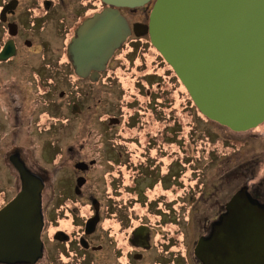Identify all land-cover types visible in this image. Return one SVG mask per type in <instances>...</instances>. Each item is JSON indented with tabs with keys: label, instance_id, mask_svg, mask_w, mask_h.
Listing matches in <instances>:
<instances>
[{
	"label": "rangeland",
	"instance_id": "374dc122",
	"mask_svg": "<svg viewBox=\"0 0 264 264\" xmlns=\"http://www.w3.org/2000/svg\"><path fill=\"white\" fill-rule=\"evenodd\" d=\"M51 17L45 30H39L40 38L49 39L51 63L61 66L57 55L64 40L65 28L60 20L63 16ZM24 56L13 64L0 66V103L7 96L3 88L19 86L27 118L37 93L30 82L29 66L22 64ZM36 57L40 60L38 53ZM111 69L97 84L85 82L76 87L64 69L55 77L58 79L54 78L49 115L66 117L54 120L49 128V154L48 135L35 120L18 137L19 142L31 146L39 161H49V166L56 164L51 161L54 152H62L55 179L63 195L73 194L77 160H97L89 172L86 192L95 194L105 204L106 219L97 236L100 242L105 236L104 248L86 254L74 249L75 242L57 244L53 246L54 262L125 264L126 236L131 228L148 223L153 228L154 247L146 252L143 261L135 264H201L194 247L207 232L215 201L225 199L241 182L234 178L225 183L223 175L241 160L262 153L264 136L250 140L243 147V157L224 158L227 127L194 109L181 81L173 77L172 67L148 38L138 43L133 40L127 49L118 52ZM61 90L65 91L63 97L59 96ZM80 97L83 113L73 116L68 110L69 102ZM45 110L41 106L40 111ZM5 114L6 110L0 111L1 116ZM110 117L118 118L119 123H112ZM1 122L0 204L17 187L3 160V151L9 147L1 141L11 134L10 127L4 117ZM76 199L81 202L69 203L71 207L81 205L82 211L91 213L88 201ZM68 207L57 210L61 217L57 224L74 229L72 217L62 215Z\"/></svg>",
	"mask_w": 264,
	"mask_h": 264
},
{
	"label": "water",
	"instance_id": "95a60500",
	"mask_svg": "<svg viewBox=\"0 0 264 264\" xmlns=\"http://www.w3.org/2000/svg\"><path fill=\"white\" fill-rule=\"evenodd\" d=\"M105 1L117 9L86 19L69 46L82 76L105 68L131 34L118 8L152 0ZM134 29L149 34L204 116L236 131L264 121V0H155L148 23ZM14 163L22 188L0 209V262L34 263L43 254V182ZM229 211L198 238L195 256L201 264H264V206L238 192Z\"/></svg>",
	"mask_w": 264,
	"mask_h": 264
},
{
	"label": "flooded vegetation",
	"instance_id": "af4514ba",
	"mask_svg": "<svg viewBox=\"0 0 264 264\" xmlns=\"http://www.w3.org/2000/svg\"><path fill=\"white\" fill-rule=\"evenodd\" d=\"M154 2L155 0H152L149 4L140 7L132 8L123 6L118 8L122 15L128 20L131 27V34L108 60L105 68H91L88 70L89 74L82 76L77 72L74 60L69 52L70 43L76 35L77 29L86 19L93 17L106 8L117 9L114 4L108 3L105 0H0V66L13 64L25 55L22 64L29 66L31 75L30 82L35 87L37 93V96H34L33 93L31 94L34 96L33 100L35 104L34 107L29 110V116L26 118V102L21 98L20 87L12 84L3 88L7 96H5L2 103H0V111L6 110V114L3 116L0 115V132L3 131L1 118L4 117L8 120L10 127L9 131L11 133L1 141L3 145L9 147L8 150L3 151V160L8 163L12 183L17 187L11 197L7 200H3L0 204V209L10 202L22 188L21 172L14 162L22 164L25 169L35 176H38L43 182V227L41 232L43 255L34 263L0 262V264H55L53 246L57 244L65 245L75 242L76 246L74 249L83 251L86 254L103 250L105 236L103 235L101 237L103 240L102 242L99 241L97 236L101 235L99 233L101 230L99 229L104 219H106L105 204L101 198L95 194L86 192L89 172L95 164H97V160H77L74 171L75 177L72 185L73 194L63 195L59 193L55 179V176L58 174L56 167L61 161L60 157L62 152L60 150L54 152L51 161H55L56 164H54L55 166H49V161L48 163L39 161L31 146L29 147L27 144L19 142L18 137L21 136L23 128L28 126V123L32 125L35 120L37 123L41 124V127L48 135L47 153L49 154V128H51L56 121H60L66 117L63 115H49V105H51V102H49V95L53 91L52 85L54 78L60 74L61 69H64L65 76L68 75L70 82L75 84L76 87L85 82L90 84L99 83L104 78V75L113 70L111 69L112 61L116 58L118 52L127 49L133 40L138 43L140 39L148 38L151 42L149 34H137L134 29V24L137 22L142 24L148 23L150 11ZM59 14L63 16L60 20L65 31L63 33L64 40L57 55L59 61H62V63H60L61 66H55L51 63L52 55L51 52H49V39L40 38L42 36L39 30H45V23H49V20L52 21L51 15ZM138 29H141V25L138 26ZM37 53L40 60L36 59ZM173 77L177 80L179 79L176 73ZM56 79L58 78H55V80ZM179 81L181 80L179 79ZM185 90L187 91L186 88ZM187 93L190 101L193 103L192 106H194V109H198L188 91ZM64 94V90L59 92L60 97H63ZM83 95L85 94L83 93ZM81 100L82 97L70 100V107L68 110L71 115L76 116L83 113ZM41 106L45 107L46 110L44 112L40 111ZM31 114L32 117H30ZM39 115H41L39 117L40 119L38 118ZM42 116L45 117V121H41ZM224 126L227 127L228 133H226L224 140L223 154L224 158L227 157L228 159L230 158V160L234 156L243 157V147H245L250 140L264 136V130H261V128L264 127V121L258 126L244 131H236L229 126ZM69 151H71V148H69ZM71 152H73V150ZM243 154L247 155L245 153ZM82 162L84 163L83 168L78 166L79 163ZM234 178L239 179L241 182L227 194L225 199L222 201H215L216 209L213 211L211 216L212 219L207 225L206 234L210 231L215 221L221 216H227L229 214V202L238 192H244L248 197L264 206V151L260 154H252L245 160H241L236 166L223 175L225 183L230 182ZM79 180H81L82 183H79ZM114 188L115 185L113 186V189ZM111 196L117 197V194H112ZM76 198H83L85 201H88L90 203L88 212L91 211V213L87 214L85 210L82 211L81 205H74L71 207L69 203L81 202ZM64 206L69 207L62 215L65 214L66 216L72 217L71 226H73L74 229L59 227L57 224L58 220L61 218L57 210ZM113 211H115V209ZM141 226L143 229L139 231L138 228ZM152 231L153 228L148 223H142L131 228V231L126 236L127 242L125 246H128V251L125 253V258L128 260L125 264H135V262H141L145 259L146 252L152 250L154 247ZM83 264L92 263L86 260Z\"/></svg>",
	"mask_w": 264,
	"mask_h": 264
},
{
	"label": "bare ground",
	"instance_id": "6f19581e",
	"mask_svg": "<svg viewBox=\"0 0 264 264\" xmlns=\"http://www.w3.org/2000/svg\"><path fill=\"white\" fill-rule=\"evenodd\" d=\"M43 255V254H42Z\"/></svg>",
	"mask_w": 264,
	"mask_h": 264
}]
</instances>
